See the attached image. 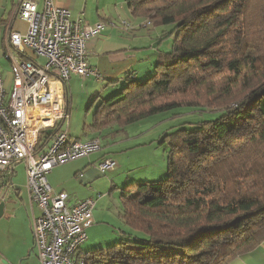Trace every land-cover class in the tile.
<instances>
[{
  "label": "trees",
  "instance_id": "obj_1",
  "mask_svg": "<svg viewBox=\"0 0 264 264\" xmlns=\"http://www.w3.org/2000/svg\"><path fill=\"white\" fill-rule=\"evenodd\" d=\"M126 2L135 17L172 25L176 35L171 50L160 51L154 73L138 79L130 72L122 89L101 99L90 129L96 136L179 107L206 110L211 96L229 100L239 86L247 91L212 111L216 118L164 133L167 177L123 187L126 226L111 245L88 251L84 264H230L264 240V0ZM194 88L209 98L166 99ZM68 97L66 89L70 109ZM52 134L41 132L37 149Z\"/></svg>",
  "mask_w": 264,
  "mask_h": 264
},
{
  "label": "built area",
  "instance_id": "obj_2",
  "mask_svg": "<svg viewBox=\"0 0 264 264\" xmlns=\"http://www.w3.org/2000/svg\"><path fill=\"white\" fill-rule=\"evenodd\" d=\"M17 13L28 23V30H10L7 37L5 55L11 63V88H5L0 70V182L12 167L24 162L30 200L40 211H31L40 262L84 264L87 253L82 244L94 224L96 200L90 197L70 204L67 192H56L51 186L48 173L59 164L102 149L100 137L83 141L67 131L70 109L65 97L73 74L104 79L89 63L87 46L106 24H87L82 16L73 19L71 10L56 5L54 0H44L42 9L37 0H19ZM124 24L130 26L128 22ZM150 24L146 20L143 25ZM37 108L51 109L48 123H41L45 114L37 112ZM41 132L53 134L48 145L39 150ZM116 162L111 156L103 158L100 171L106 173Z\"/></svg>",
  "mask_w": 264,
  "mask_h": 264
},
{
  "label": "rangeland",
  "instance_id": "obj_3",
  "mask_svg": "<svg viewBox=\"0 0 264 264\" xmlns=\"http://www.w3.org/2000/svg\"><path fill=\"white\" fill-rule=\"evenodd\" d=\"M172 27V25H161L157 27L155 25L151 27L142 26L140 33L137 34V37H133V39L135 43H142L141 45H137L138 47L146 46L147 48L144 52L149 55L157 52L158 49L159 51H169L172 48V43L176 35L175 33L170 34ZM154 29H157L158 35ZM165 32H167L168 35L163 37ZM155 41L157 44L154 47H149V45ZM29 53L32 54L33 51L29 50ZM39 60L44 61L43 58H39ZM10 67L11 63L7 55H0L1 72L9 71ZM149 69L146 70L148 71ZM154 72L155 68L153 67L143 78H141V74L137 73V78L146 79ZM221 76L222 75H219L213 78L216 80L217 85L223 80ZM172 81L174 85L180 83L178 76L173 77ZM107 84H109V86H107ZM125 85L126 81L123 80L115 84H110L104 82V80L103 82L99 81L93 76L73 74L72 78H70L67 83L70 107V119L67 131L79 139L90 135V129L94 125L95 114L101 99L119 91V89H122ZM113 90L114 92H112ZM246 91L244 85L243 87H237L235 90L236 96L229 100H226L223 95H217L216 97L211 96L213 101L204 106H207L206 108L208 110H203L199 107H179L131 123L120 131L118 125H114V133H111L113 130L110 127L104 129L102 133L99 134L102 144V153L94 154L96 155V170H89L88 176H90L92 172L93 174L98 172L99 164L102 162V158L106 156L114 157L117 162L115 165L111 166L105 174L99 173L98 177L89 184H85L81 181L80 178L83 176V173L79 172L75 174L76 171L86 167V165H82L84 164L82 157L55 166L51 172L56 173L58 184L67 192L74 194L76 190L78 191L82 188L87 189L90 185L94 186V197L100 217L97 224H95L96 220L93 221L95 225H92V229L88 228L87 235H89V237L91 236L92 239L97 237L95 235H98L99 239L108 241L111 239V236L114 235V233L111 232H113L116 227H121L123 223L120 221L122 207L119 195L125 185H130L132 183L136 184L146 180L164 179L167 177L170 144L168 142H162L164 133L166 134L169 131H174L177 128L192 129L196 126L193 123L201 119L216 118L219 113L212 111L223 109L226 105H229L235 100L239 102L243 99ZM208 98L209 94L205 90L194 88L187 93L176 90L166 99H175L178 101L193 100L204 103ZM184 121L186 122L182 123ZM104 153L107 154L102 157ZM15 167L17 174L14 175V182L22 184V186L19 187L23 188L25 200L29 201V198L27 199L26 188V165L24 162H19ZM85 174L87 175L86 171ZM86 179L88 178L86 177ZM4 196L5 199H8L4 203L9 205L11 203V198L7 197L8 192L6 188ZM2 200L4 199L2 198ZM98 201L99 204L97 206ZM7 214L0 217V251H4L5 255L17 258L21 253V251L17 249H19L21 245L20 240L23 237L21 234L22 223L20 219H9ZM11 225L14 226L15 232H20L19 235L16 234L15 236L10 234L12 233L10 230ZM89 242L91 243V240H89L88 243ZM104 243L106 244L107 242ZM112 243L113 242H108L106 246Z\"/></svg>",
  "mask_w": 264,
  "mask_h": 264
},
{
  "label": "crops",
  "instance_id": "obj_4",
  "mask_svg": "<svg viewBox=\"0 0 264 264\" xmlns=\"http://www.w3.org/2000/svg\"><path fill=\"white\" fill-rule=\"evenodd\" d=\"M37 1L39 9H42L44 7V0ZM18 2L19 0H0V55L5 54V50L8 49L7 37L10 30H17L23 33L28 30V23L22 20L17 13ZM54 2L58 6L68 7V9L71 10L73 19L82 16L84 22L87 24L105 22V28L100 33H98V35L92 37L88 41L87 46L89 63L91 66L96 67L101 72L104 82L115 84L116 82L123 80L127 74L133 71H135L136 74L138 73L141 74V76H144L150 72L151 68L154 67L160 51L158 49L157 52L149 55L144 52V50L147 48L146 46H137L141 45L142 43H135L133 37H137V34L140 33L141 27L146 20L135 17L132 13V9L128 7L126 0H54ZM124 22H128L130 26H127L124 24ZM152 25L153 24L151 23L146 27H151ZM154 31L158 35L157 29H154ZM156 44L157 43L155 41L149 45V47H154ZM29 54L31 57H34L33 53ZM10 68L9 71L2 72L6 89L11 88L12 86V71ZM146 69L149 70L147 71ZM107 86H109V84H107ZM90 133V135H87L80 140L86 141L91 138L98 137L96 136V133L92 131ZM71 136L74 137L73 135ZM96 153L101 154L102 149ZM96 153L82 157L84 160V164L82 165H86V167L75 172V174H78L79 172L83 173V176L80 179L85 184H89L95 180L99 173L105 174L101 172L99 168L96 174H93L92 172V174L88 176L89 170H96V155H94ZM106 154L107 153L102 154V157H104V155L106 156ZM15 169V166L12 167L11 173H7L4 179L0 182V202H5L8 200L5 199L4 196L5 188L8 192L7 197L11 198V203L9 204L10 206L5 203L4 211L2 212L3 214L1 217L8 213L7 217L9 219L21 220V234L23 237L20 240L21 245L19 249H17L20 250L21 253L16 258L14 256L11 257L5 255L4 251H0V264H42L38 257L35 246V237L31 227V211L34 210L33 212L36 214H39L40 211L36 204L32 206L28 188L26 187L27 199L29 198V201H26V198L24 197V190L22 187H19L22 186V184L14 182V175L17 174V170ZM85 171L87 175L85 174ZM86 177L88 179H86ZM48 179L56 192H67L62 186L58 184L56 173H48ZM93 187V185H90L87 187V189L82 188L78 191L76 190L74 194L67 192L69 194L68 202L70 204H74L81 199L90 197L93 198L95 196V189ZM2 198L4 200H2ZM99 217L100 213L96 207V211L94 209V220H96L95 224L98 223L97 221L99 220ZM120 221H122V218ZM122 225L121 227H116L114 231L111 232L114 233V235H112L111 239L108 241L99 239L98 235H95L97 237L93 239L88 235L87 240L82 244V250L88 253V251L94 250L96 246H104V242H107L106 244L108 245V242L116 241L120 236L122 231L121 229L126 226ZM90 228L92 229L93 227L90 226L89 229ZM10 230L12 232H9L11 235L16 236V234H20V232H15L13 225L10 226ZM89 240H91V243H88ZM230 264H264V240L253 250L237 256L230 262Z\"/></svg>",
  "mask_w": 264,
  "mask_h": 264
},
{
  "label": "bare ground",
  "instance_id": "obj_5",
  "mask_svg": "<svg viewBox=\"0 0 264 264\" xmlns=\"http://www.w3.org/2000/svg\"><path fill=\"white\" fill-rule=\"evenodd\" d=\"M50 108H37L36 111L39 112L40 114H45L44 119L41 120V123L45 124L48 123L50 121L49 116L47 114H49L51 111Z\"/></svg>",
  "mask_w": 264,
  "mask_h": 264
},
{
  "label": "water",
  "instance_id": "obj_6",
  "mask_svg": "<svg viewBox=\"0 0 264 264\" xmlns=\"http://www.w3.org/2000/svg\"><path fill=\"white\" fill-rule=\"evenodd\" d=\"M4 207H5V203L4 202H0V217L2 216V212L4 211Z\"/></svg>",
  "mask_w": 264,
  "mask_h": 264
}]
</instances>
